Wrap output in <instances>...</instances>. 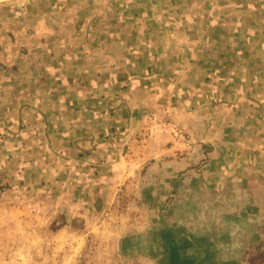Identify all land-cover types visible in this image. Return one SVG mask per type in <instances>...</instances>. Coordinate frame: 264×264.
Masks as SVG:
<instances>
[{
  "label": "crops",
  "instance_id": "1",
  "mask_svg": "<svg viewBox=\"0 0 264 264\" xmlns=\"http://www.w3.org/2000/svg\"><path fill=\"white\" fill-rule=\"evenodd\" d=\"M137 1L142 13L132 0H63L59 10L35 16L37 28L34 16L26 24L19 17L9 29L14 40L5 28L14 19L0 13V60L15 42L27 46L40 37L30 51H52V41L65 58L40 59L39 66L80 69L65 79L51 71L46 81L60 91L49 93L21 92L18 77L0 81L1 129L13 135L1 146L2 172L7 181L18 171L33 181L48 169L55 177L61 171L68 195L92 201L144 162L134 194L150 217L145 234L132 239L152 245L160 264L169 262L170 246L173 264H264V13L253 9L261 0ZM123 22L132 25L123 29ZM223 67L237 70L211 75ZM176 82L186 92L166 110L145 111L159 95L168 98L152 85ZM215 97L222 100L213 103ZM159 113L179 137L142 151L135 141L127 145L126 133Z\"/></svg>",
  "mask_w": 264,
  "mask_h": 264
},
{
  "label": "rangeland",
  "instance_id": "2",
  "mask_svg": "<svg viewBox=\"0 0 264 264\" xmlns=\"http://www.w3.org/2000/svg\"><path fill=\"white\" fill-rule=\"evenodd\" d=\"M132 1L135 4L134 10L142 13L144 4L138 3L137 0ZM62 3L63 0H0V13L9 12L11 18L14 19L5 26L7 34L12 39L15 38L9 29L21 22L19 17L22 19L25 17L26 24L27 21L33 20V16L41 17L42 13L50 12V8L54 10L53 7H57L59 10ZM254 5V10L257 11L256 8L259 6L262 7L264 13V1L261 0L260 5H256V3ZM39 16L35 17V28L39 25ZM79 21L81 22V19ZM137 22L139 23V21ZM131 25L132 23L123 22L122 28L131 27ZM134 25L144 27L146 24L139 23L137 25L135 23ZM29 29L33 34L36 33V29L33 27H29ZM57 38L65 39V37ZM20 42L19 40L14 43H17V46L13 48V51L11 49L12 52L9 53L7 61L0 60V81L4 78L18 77L21 92L36 88H42L48 93L60 91L58 83L46 81L51 77L50 72L53 71L55 74V71H59L57 76L65 79L70 71H80V69L77 70V67L73 69L74 66L55 70L39 66V62L42 63L40 59L49 58L50 60L47 62L43 61L49 63L51 60L65 58L61 55L56 44L53 49L52 41H50L52 51L46 53L30 51L38 47V43L41 42L40 37L36 40L31 38V42L27 46ZM5 48L6 43L0 36V52ZM172 54L174 55L171 52L170 55ZM194 54L190 53V56L193 57ZM219 68L213 70L211 75L216 74L224 77L237 70L235 67ZM90 71L97 75L95 71ZM174 81H177L176 78ZM152 86L157 95L164 90L168 92V98L163 100V97L159 95L162 102L160 100L150 103L145 110L155 111V114L162 111L163 107L166 110V106L176 100L174 96L176 93L186 92L181 89V86L184 85H180L178 82L155 83ZM78 87V85H74L72 90L77 92ZM206 88L208 89V86ZM236 88L238 89L239 86ZM211 91L216 92L217 88ZM219 94L222 97H232L235 92L225 93L221 90ZM220 100L222 99L215 97L213 103H218ZM160 103L163 105L161 106ZM193 103L194 100L192 105ZM157 106L159 107L156 108ZM150 117H152V121ZM154 119L157 122L153 123ZM161 121L164 122V125L159 123ZM148 122L150 123L148 124ZM167 122H170V117L160 113L158 117L152 115L145 117L143 127L137 126L136 129L132 128L131 132L126 133L127 145L130 141H135L137 142L133 144L135 150L142 151L145 150L149 142L154 140L164 143L168 137L170 140L177 139L179 137L177 128L169 126ZM1 123L2 116H0V264H160L158 256L151 254L155 252L153 249L141 245L138 247L135 244V239H132L133 236L145 234V226L150 217L145 201L138 199L134 194L137 189L135 184L137 185L138 178L142 175L139 172L144 171V162L139 166L136 175L124 182L120 178L111 180L108 182L109 186L105 189L103 197L101 195L93 197L92 201L91 198L88 199L89 196H86V199L82 201L80 200L82 197L68 195L64 180L60 181L61 171L55 177V171L48 169L45 175H39L35 180L28 181L27 178L19 177L21 171L11 174V171L18 170L12 166L9 172L11 178L7 181L6 170L4 173L2 172L4 166L2 151L4 149L1 146L4 144L3 141H7L13 135L7 137L6 131L3 132L1 129ZM159 124L160 126L157 128ZM15 154L13 157H16ZM39 157L41 158V156ZM55 179L60 183L54 182Z\"/></svg>",
  "mask_w": 264,
  "mask_h": 264
},
{
  "label": "water",
  "instance_id": "3",
  "mask_svg": "<svg viewBox=\"0 0 264 264\" xmlns=\"http://www.w3.org/2000/svg\"><path fill=\"white\" fill-rule=\"evenodd\" d=\"M135 241H136L135 244H136L137 246H138V245H141V246H147V245H146L147 242H145L144 239H141V240H140V239H136ZM158 241L163 242L162 238H159ZM166 241H167V240H166ZM137 242H138V243H137ZM137 246H136V247H137ZM138 247H139V246H138ZM149 247H153V246L150 245ZM170 247H171V246H170ZM170 247H169V257H170V259H169V262H167V263H168V264H173V260H172L173 258L171 259V255H172V257H173V254H172V249L170 250ZM152 249L154 250V248H152ZM153 250H151V251H153ZM167 263H166V264H167Z\"/></svg>",
  "mask_w": 264,
  "mask_h": 264
}]
</instances>
